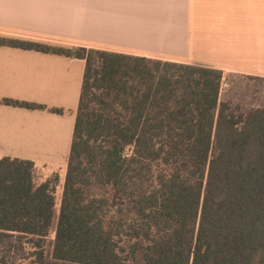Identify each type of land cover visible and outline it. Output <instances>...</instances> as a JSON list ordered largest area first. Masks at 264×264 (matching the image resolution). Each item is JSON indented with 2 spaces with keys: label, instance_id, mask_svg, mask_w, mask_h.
I'll use <instances>...</instances> for the list:
<instances>
[{
  "label": "trees",
  "instance_id": "trees-1",
  "mask_svg": "<svg viewBox=\"0 0 264 264\" xmlns=\"http://www.w3.org/2000/svg\"><path fill=\"white\" fill-rule=\"evenodd\" d=\"M0 46L85 61L57 218L59 175L38 181L33 161L1 157L0 247L29 245L30 264H264V109L220 101L221 70L1 35Z\"/></svg>",
  "mask_w": 264,
  "mask_h": 264
},
{
  "label": "crops",
  "instance_id": "crops-1",
  "mask_svg": "<svg viewBox=\"0 0 264 264\" xmlns=\"http://www.w3.org/2000/svg\"><path fill=\"white\" fill-rule=\"evenodd\" d=\"M0 35L202 65L222 82L264 80V0H0ZM84 65L0 46V158L67 165Z\"/></svg>",
  "mask_w": 264,
  "mask_h": 264
},
{
  "label": "rangeland",
  "instance_id": "rangeland-1",
  "mask_svg": "<svg viewBox=\"0 0 264 264\" xmlns=\"http://www.w3.org/2000/svg\"><path fill=\"white\" fill-rule=\"evenodd\" d=\"M229 79V81L225 82L226 85L221 88L220 101L228 102L236 113L247 114L253 108L264 109V80L259 81L232 75ZM66 166H61L50 172L44 166L35 165L38 181L47 179L55 173L59 175L55 190V220L59 213ZM54 228L50 231L47 240L52 241L54 239ZM0 250V254L5 256L6 264H30L31 262V258L28 256L30 246L27 244L22 246L7 242L0 247Z\"/></svg>",
  "mask_w": 264,
  "mask_h": 264
},
{
  "label": "built area",
  "instance_id": "built-area-1",
  "mask_svg": "<svg viewBox=\"0 0 264 264\" xmlns=\"http://www.w3.org/2000/svg\"><path fill=\"white\" fill-rule=\"evenodd\" d=\"M224 85H226V83H225V82H222V84H221V88H222V86H224Z\"/></svg>",
  "mask_w": 264,
  "mask_h": 264
}]
</instances>
